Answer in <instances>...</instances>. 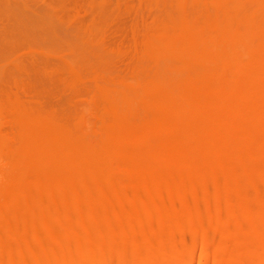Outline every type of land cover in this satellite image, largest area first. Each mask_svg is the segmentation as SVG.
Wrapping results in <instances>:
<instances>
[{
  "label": "rangeland",
  "instance_id": "1",
  "mask_svg": "<svg viewBox=\"0 0 264 264\" xmlns=\"http://www.w3.org/2000/svg\"><path fill=\"white\" fill-rule=\"evenodd\" d=\"M1 1L4 2L1 3ZM8 1L0 0V5H2L4 8L5 6L3 4H8ZM10 1L15 2L17 0ZM33 1H26L28 3L31 2V13L28 11V13L26 12L24 14V12L17 11V17L12 13L11 14L13 16H8L9 12L6 8L8 7V5L5 7L6 10H0V14L5 12L4 15H1L3 16V18H1L0 24L2 23V25L4 26L0 25V33H2L3 30H5L4 32L8 33L15 31L16 26L14 25L18 24L17 22H19V19H21L19 24L23 21L35 22L37 17L34 16H36V14H41L43 13V11L50 12L49 10L51 9L53 11V5L57 4L61 0H57L58 2L56 0H53L54 2H52V0H35V3ZM64 1L67 2L66 6L68 8L66 6L61 7V5H59L60 7H56V9L54 10L56 13L58 12L59 17L62 16L63 13H60V11H64V9H67L65 10L66 12H71H69L71 16L68 14V12H64V15L67 14V16H70L71 19L69 23L66 22L67 27L65 26L63 29H61V34L63 36H75L74 34L76 33V30L77 28H79V26L84 25L85 27H87L90 25H95L94 34L96 33V43L103 48H101L100 50H102L103 53L106 52V54L108 55V57H106V64H101L106 68L104 69L102 67L101 70L100 63H98L97 59L94 58L96 57V55L93 56L94 54L92 55V53H89V59L92 61L96 60L95 62H97L94 64L95 68L93 67V69L92 66L85 64L79 65L77 67V73L74 76L78 79L75 78V81L72 82L74 78L68 71L67 66L64 63V58L66 55L64 53H60V51V54L58 52H55L58 53L57 55L53 54L51 49L49 51L48 47L46 48V50L48 49L46 51V44H41L42 49H40L43 51L38 49V52L33 54L35 55L33 56L35 60L34 62H32V59H28V57L31 58L29 56L30 54H27V51L23 52L24 49H22V47L19 49L20 51L17 50V53L10 60L7 59L5 60L6 62L3 61L2 65L4 66L5 74L2 78H0L2 80L0 81V119H3L4 121H0V136L7 137L9 139L12 152L15 154H13L12 158L9 157L10 159H5V169L3 170V175L0 176V184H3L8 191V193L3 198L0 197V199L2 200H0V264H39L41 260L44 261L41 262V264H78V262L82 261L84 257L86 258L84 254L87 255V257L90 254L89 260L91 262H93L94 259V261L96 260L98 264H105L106 258L103 257V253L107 254V257L108 254H111L110 252H119V255L116 257L118 260L115 258V261H113L114 263L108 261L110 264H168L169 262L164 261L165 259H161L164 256L168 257L167 255H169L170 257L172 256V264H264V200L261 201V199L264 198V131L262 132V129L260 127H264V120L259 117V114H262V106L264 105V100H260V98H264L262 92H259L258 90H255L254 94L252 93L253 91L249 92L248 107L238 110L241 120L232 122V124L229 125L230 127L228 126L227 128H225L224 137L221 136L215 138L214 141L218 146H225L230 149V152H228L226 157H224L223 165H221L222 168L220 167L219 170L215 172L211 168L213 153L207 148L208 140L206 139V137H204L206 126L201 122H198L194 125V129L196 132H198V135L200 133H203L202 137H200L199 135V139L195 137L196 140L194 138L184 139L185 137L176 132L171 124H166L165 126L168 125L172 127L173 131L170 127L167 126V130L162 134L164 138V146L155 144L150 147L149 150L141 158H139L135 162L128 163L127 167L130 171L128 175H125L124 173H120L118 171L117 163H98L96 160H94L93 156L100 151L101 145L105 138V136H103V134H105L103 125L105 124V122H107L106 120H108V118L103 115L102 108L104 107H102V104L103 106L105 105V102L103 100V90L107 86L106 83L108 81H110V83H121L124 80H127L129 77L133 76L132 72H136V68L141 66L144 60L146 64L148 63L146 56H144V43L146 41V37L151 27H153L154 22L157 21L160 16L162 17L164 15L162 14V12L164 11V9L167 10L168 8L163 7L166 3L163 2L162 4L161 2L163 0ZM187 1V10L189 11H186V17H193L189 16L190 14L193 15V13L195 17L197 16L196 18L201 17L204 11L203 8L199 5H203L201 2L205 3L206 0ZM190 2L191 5H189ZM234 2L237 4H235ZM253 2L255 3L256 8L254 7ZM70 3L72 6L70 5ZM167 3L169 4V2ZM167 3L165 4V6L167 5ZM218 3L220 5V9H218L217 12L214 11L217 13V15H233V13L235 15L236 12H240V10H248L249 7L247 8V5L250 6L249 10H252L258 16L261 15L259 18H263L262 20H264V0H219ZM33 4L37 6H34ZM49 4L51 5V8ZM172 4L174 5L176 4V2H173ZM111 5H113L115 9L113 8V6L111 7ZM35 7H41V10H39L38 8L36 10ZM46 7L48 11L46 10ZM161 7H163L164 9L162 10ZM168 7L170 8L169 5ZM189 7L195 10L190 9ZM108 8L112 10L110 11L108 10ZM259 9H261L262 12L258 11ZM71 10H74L76 12H72ZM36 11H38L39 13H37ZM108 11H110V14L108 13V15H105V17L107 16L106 19L104 17V13L107 14ZM211 12L212 14H215L212 10ZM33 13L36 14L34 15ZM92 14L93 16H91ZM88 20L90 21L87 22ZM190 20H192V18ZM9 24L12 25V29L9 28ZM7 26L9 27L7 28ZM27 27L28 26H22V30L24 28L27 32ZM9 29H11V31ZM32 30L31 28L28 29V31H31V33ZM35 30L36 29L33 30V34H36V31H39ZM218 30V33L216 32V30L212 31H215V33L218 35H221L225 32L224 29H221L222 31H220V29ZM199 31L200 29L191 30L190 36L188 37L190 38L192 36H195ZM41 32L42 31L38 32L37 34ZM99 33L100 36L98 38L97 35ZM164 34L166 36V33ZM164 34L161 35L162 38L165 37ZM42 46L45 47L43 48ZM241 49V52L239 51L237 52V54L242 55V53L244 54V52H247L246 47H241ZM202 50L203 48L200 47L198 52L201 53ZM50 52L52 53L50 54ZM90 54L94 59L89 56ZM168 55H163L160 53L159 57L157 58V62H162V60L164 61L162 63H165L168 60L171 61L172 58L169 59ZM143 56L144 58H141ZM20 58L21 60H19ZM142 59L144 60L142 61ZM2 60L4 59L2 58ZM26 60L29 61L25 63ZM136 60L138 61V63L136 62ZM55 61L57 62V64ZM58 62L61 65L58 64ZM62 64L63 66L65 65L64 68L66 67V71L62 69ZM217 64L218 65L214 64L216 67H212L214 66L213 64L208 67L210 69L216 70L217 66H219L220 63ZM33 66L34 68L31 69V67ZM37 66H39L41 70L39 69V67L37 68ZM222 66L223 69L226 68L225 74L222 75V79L220 78V80H222V85L220 89H217V91L219 90V93L214 92L215 97L217 96L218 98H222L223 96V98H225V96L230 92V83H233L235 85L237 84V87L241 90H249L251 86L250 84H253L254 81L259 79L261 81H264V73L258 74V72H253L250 75V73L246 74L241 71L238 72L235 78H230L233 81L226 80L229 77L228 75H226V72H228L230 69L228 70L229 67L222 63L221 66H219L217 69L219 70ZM208 67L207 69H209ZM36 68L39 70H37ZM42 68H44L45 72ZM46 68L47 71L51 69L50 72H46ZM60 68L63 72L67 73L68 71V73H63ZM14 69H17L18 71ZM54 69L59 71L58 73H60V75L56 73L57 71ZM29 70H32L34 75L33 77H30L32 75V72H30ZM236 70H239V68H236ZM60 71L62 72V74ZM81 71L83 73H81ZM231 71L237 72L234 70V68ZM19 72H24L25 74L22 73V75H26L29 77H21L23 79V82L27 79V82L25 81L26 84L23 82V84L21 82L16 83L14 81L15 79L13 77V73L20 76ZM44 74H48L49 77L45 76ZM57 74L59 75V77ZM68 74L71 76H69ZM106 74H108V76ZM195 74L196 72L193 73V75ZM85 75H87V77ZM52 76L61 79V81L57 78L55 80V77ZM68 76L70 80H67ZM38 77L44 78L45 80L41 79L43 82L49 81L46 79H50L51 83L48 82V84H45L44 82V84L42 83L43 85H41L42 81H40V79L38 80ZM65 77L67 78L65 79ZM30 78L34 80L32 81V79ZM103 78L105 80V83L101 84V82L104 81ZM28 79L32 82H38H36L35 84L32 82L29 83L30 81ZM99 79H101L102 81ZM121 79H123V81H120ZM114 80L119 81L115 82ZM223 80L227 82L229 81V84L226 85L227 82H224ZM53 81L56 82L54 85ZM57 81H60L61 83ZM87 81L88 83H85ZM67 82L73 84L75 87L73 85L68 86ZM74 82L76 83L74 84ZM40 85L43 87H41ZM66 85L67 87H65ZM36 86L38 87V89L36 88ZM33 87H35V89ZM68 87H71L72 89H69ZM75 88L76 91H74ZM30 89L33 90L31 91ZM78 89L80 92L78 91ZM83 89H85V91ZM69 90L70 93H67L69 92ZM91 90L93 91L91 92ZM226 90L228 91V93ZM61 92H63L64 94ZM98 92L100 94H98ZM35 94L37 95L35 96ZM85 94L87 97L89 95L90 98H92L91 101L93 100V102L90 103L93 104L91 105H94L95 107L97 106L96 108H98L97 112H95V116L97 115L99 120L96 119L95 116H92L95 120L91 118L90 120L94 121H92L91 125L89 122V126L91 128L92 125H94L93 122L96 124L97 121L99 127L94 125V128H91L94 130L90 131L91 129H89V131L94 132L95 135L91 136L93 135L91 133V135H88L89 133L86 135V145H88V149L83 155L78 156L74 153H71L68 156L67 166L71 168V173L63 174L59 172L57 170L61 166L59 162L53 163L52 171L44 172L45 170L33 169V171L31 170L30 173H22L25 171V168L23 165L20 166L19 164L17 165L18 168L20 167L19 169L17 168L19 171L17 173H13L11 169L13 165L12 162H16V159L23 153V150H21L20 146L21 141H17L19 144L15 142V140L19 138L18 131L19 134L23 131L22 129H19V127L21 126V128L23 129L25 127L24 123L20 122L18 119H15L17 118L19 110L27 109L34 115H41L46 112V115L48 114L49 116L55 118L61 124L66 125L69 128H73L75 125V123H73L75 121L74 115H76V113L81 115V113L84 112L85 108L91 107L89 105L90 98L88 99V102L84 101V99L82 100ZM92 95L95 97H98L99 95L101 96L103 101H101L100 103L101 106L99 105L100 109L97 104L100 102L101 98L98 97L97 101L99 102H96V98L94 99ZM57 101L59 102V104H56ZM67 101L69 102L68 104ZM86 103H88L89 106H86ZM17 104H19V106ZM36 104L40 105V108ZM59 105L63 107H60ZM80 105L82 106L80 107ZM14 109H18V112L16 113ZM101 109L102 114L100 113ZM13 111L16 114H12ZM1 114L4 115L1 116ZM60 115L61 117L59 118ZM77 116L75 117V119L77 118ZM10 117L11 119H14L13 122ZM69 117H72V120ZM100 117H103V121L101 123H99ZM247 117H250V120L246 119ZM242 118L244 119V121H242ZM17 120L18 122L15 123V121ZM15 124L17 126H15ZM173 133H175V135ZM16 136L18 137L17 139H15ZM176 139H178V141ZM90 143L91 146L89 145ZM162 147L163 149H161ZM160 151L162 153L164 152V154L166 153L168 157H170L169 155L173 154L177 157V175L172 178V181L170 180L168 182L167 180L161 179L154 184L153 176L155 175V172L157 170V159L161 157ZM232 173H239L242 175L241 177H238L237 181H234L231 177ZM32 174L35 175L33 176ZM42 175L44 177V181L41 180L42 177L40 176ZM252 175L254 176L253 179H251ZM17 177L18 179H16ZM47 179L50 180L53 184H51L50 181L48 182V184ZM176 181H178V183ZM119 185H123L124 189L123 191H115L116 193H118L117 195L115 194L114 190H117V186ZM131 185L133 187H131ZM177 185L181 187L178 188V190H181V192L179 191V194L172 196L173 194L171 193V191L175 188L177 189V187H175ZM92 187L94 188L92 189ZM88 188L90 189V192H88ZM147 188H149V191ZM91 190L94 192H92ZM51 193H53V196L51 195ZM111 196L113 199H110ZM117 198L121 199V204L117 203V200H119ZM192 216H197V219L194 220V225L197 223L194 227L197 230L196 231L194 229L195 233L189 229L187 222L189 220L188 218ZM150 224L153 225V228H149ZM131 225H133L134 230L132 229L131 231H126V228ZM26 228H28L29 231H33V235L28 238V241L24 242L23 237L27 230ZM133 231L135 233L138 231V233L135 234ZM53 237L56 238L55 240L57 241V243H55L56 241L53 240ZM88 237L90 239H88ZM133 238L135 240L132 241ZM81 240L83 242H81ZM220 241L224 245H222ZM60 245L62 247H59ZM55 248L58 251H56ZM91 250L93 251L91 252ZM124 251H127L129 255H124ZM85 252H87L88 254H86ZM120 254H123L122 257ZM45 256L47 257V259L45 258ZM109 258L110 257L108 256L107 260H109ZM245 259H247L248 262ZM36 260H38L37 263ZM160 260L162 262H160Z\"/></svg>",
  "mask_w": 264,
  "mask_h": 264
},
{
  "label": "bare ground",
  "instance_id": "2",
  "mask_svg": "<svg viewBox=\"0 0 264 264\" xmlns=\"http://www.w3.org/2000/svg\"><path fill=\"white\" fill-rule=\"evenodd\" d=\"M5 1H8V0H5ZM26 1H28V0H26ZM26 1L25 0H20V1L17 0L15 2H11L9 0L8 4L4 3L3 5L5 7L8 5V7H6L7 11L9 12L8 16L12 15V14H15V16H16L17 11L24 12V14L26 12L28 13V11L30 12V10H31L30 3L31 2L28 3ZM31 1H33V0H31ZM56 1H55V3H56ZM172 1L174 3L176 2V4L173 5ZM218 1L219 0H206L205 3L201 2L203 5H199V6H201L203 8V11H204L203 15L201 17L196 18L197 16L195 17L194 13H193V15L190 14L189 16H193V17H191L192 20H190L191 19L190 17H188V18L186 17V14H187L186 11H189V10H187V7H188V1L187 0H170V1L163 0L161 2L162 4H163V2L164 3L169 2V4L167 3L166 6H165L166 3L163 6L164 8L167 7L169 10L168 9L165 10L163 7H161L162 10L164 9V11L162 12V14H164V15L162 17L160 16V18L154 22L153 27H151V29L148 32V35L146 37V41L144 43V56H146L148 63L146 64V62H144L145 60L142 59V61L144 60L143 63L145 65L141 62L142 65L139 66L138 68H136L137 69L136 72H134V73L132 72L133 76L129 77L127 80H124V81H123L124 78L121 79L120 81H123L121 83H113V82L110 83V81L107 80L108 81L106 83L107 86L103 90V100L105 102V105L103 106V104H102V107H104V108H102L103 111H102V109L100 110V113L102 111L103 115L106 116V118H108V120H106L107 122H105V124L103 125V128L105 129V134H103V132H102V134H103V136H105V138H104L103 143L101 145L100 151L97 152L93 156L94 160H96L98 163H107V164L117 163L118 171L120 173H124L125 175H128L130 172L128 167H127L128 163L135 162L136 160L141 158L149 150V148L155 144L159 145V146H164V138H163L162 134L167 130L168 125L171 124L174 127V130L176 132L180 133L182 136L185 137L184 139H193L194 138L196 140L195 137L198 138L199 135H200V137H202L203 133H200L198 135V132H196L194 129V125L198 122H201L206 126V129L204 131V137H206V139L208 140L207 148L213 153L212 154L213 160H212V164H211L212 167L211 168L215 172V171L219 170L221 165H223L224 157H226L227 153L230 152V149L228 147H225V146H221V147L218 146L214 141L215 138L221 137V136L224 137L225 128H227L230 124H232V122H237V121L241 120V117H240L238 110L248 107V105H249V100H248L249 92L253 91L252 93L254 94L255 90H258L259 92H262V94L264 96V81H261L260 79L254 81L253 84L251 83L249 90H241L237 87V84L235 85L233 83H230V84L228 83L229 81L232 80L230 78H235L236 75L238 74V72H240V71L244 72L246 74L250 73V75L253 72H258V74L264 73V26H263L264 20H262L263 18H259L261 16L260 14H259L260 16H258L252 10H249L250 6H247V5H246V7L247 8L249 7L248 10L247 9L245 10L243 8L244 10H242V11L240 10V12H236L235 15H234V13H233V15H226V14L225 15L222 14V16L217 15L216 12L218 11V9H220V5H219ZM2 2H4V1H1V3ZM33 2L35 3V0ZM52 2H54V1L52 0ZM197 2H199V1H197ZM254 2H253V4H254V7L256 8ZM46 4H48V3H46ZM66 4H67V2H65L64 0H61L57 4L53 5V7H54L53 9L55 10L56 7H60L59 5H61V7H65ZM72 4H73V2H72ZM162 4H161V6H162ZM235 4H237V3H235ZM70 5H71V3H70ZM168 5L170 6V8L168 7ZM189 5H191V2ZM34 6H37V5H34ZM112 6L113 5H111V7ZM5 7L3 8V6L0 5V10H6ZM38 7H35V9L37 10ZM258 7H259V5H258ZM50 8H51V5H50ZM109 8H108V10H110ZM113 8H114V6H113ZM189 8L193 9L191 7H189ZM38 9L41 10V7ZM33 10H34V7H33ZM46 10L48 11L47 7H46ZM54 10L52 11V9H51V10H49L50 12L43 11V13H41V14L38 11H36L39 14L33 13L34 15L36 14V16H34V17H37L35 22H27V21L25 22L22 19L23 22H21L19 24L21 19H19V22H17L18 21V18H17L16 22L18 24L14 25V26H16L15 31L8 33V32H4L5 30H3V32L0 33V57H1L0 58L1 59L0 60V78H2L5 74L4 66L2 65L3 61L6 62L5 60H7V59L10 60L17 53V50H19L22 47V49H24L23 52L27 51V54H30L29 56L31 58H29L27 56L28 59L29 60L32 59V62H34L35 60H34L33 56H35V55H33V54L38 52V49L41 48V44L42 45L46 44V47L44 46L45 50L48 47L49 51L51 49L53 54L57 55L60 51V53H64L66 55L64 58V63L67 66L68 71L71 73V75L74 78V80H72V82L75 81V78H77L74 76L77 73V67L79 65H81V64L90 65L93 68L95 66L94 64L97 62L100 63V65L101 64L104 65V63L106 64V62H107L106 57H108V55L106 54L105 51H104L105 53H103V51L100 50L102 47H100V45H97V43H96V40H95V34L96 33L94 34L95 25H90L87 27H85L84 25L79 26V28H77V30H76V33L74 34L75 36H66V35L63 36L61 34V29H63L67 25L66 22H68V23L70 22V19H71L70 18L71 15L69 14L70 11H67L68 14L70 15V16H67V14L64 15V12H66L65 10H67V9H64V11L59 10L60 13L63 12L62 16L59 17L58 12L56 13ZM193 10H195V9H193ZM211 10L215 14H212ZM230 10H231V7H230ZM237 10H239V9H237ZM110 11H108L107 14L104 13V17H105V15H108V13ZM165 11H167V12H165ZM214 11H216V12H214ZM258 11H261V9H259ZM74 12H76V11H74ZM154 12H156V11H154ZM4 14H5V12L0 14V16L4 15ZM198 14H200V13H198ZM91 16H93V14ZM24 17H22V18H24ZM1 18H3V16L0 17V20H1ZM19 18H20V15H19ZM194 18H196V19H194ZM11 19H12V17H11ZM89 21L90 20H88L87 22H89ZM83 22H84V20H83ZM0 25L4 26V25H2V23ZM22 26H28L27 27L28 29L31 28V30L36 29L39 31L35 30L36 34H33V30L31 33V31H28V29H26L27 30V32H26L24 28L22 30ZM8 27L9 26H7V28ZM11 27H12V25H10L9 28H11ZM11 29H9V30L11 31ZM195 29H200V31L195 36H192L189 38L188 36H190V31L195 30ZM218 29H220V31H222L221 29H224L225 32L221 35H218L215 33V31L214 32L212 31V30H216V32L218 33L219 32ZM69 30H72V29H69ZM40 31H42V32L37 34ZM143 31H144V29H143ZM28 32H30V33H28ZM164 33H166V36ZM162 34H164V36L166 38L165 37L162 38L161 37ZM99 36H100V33L97 35V37L99 38ZM100 44H102V43H100ZM200 47L203 48L201 53L198 52ZM241 47H246V49H247V52L245 53L243 51L244 54L242 53V55L237 54V52L240 51ZM55 49H59V50H55ZM142 49H143V47H142ZM243 49H245V48H243ZM41 51H43V50H41ZM52 52H50V54ZM55 52H58V53H55ZM89 53H92V55L94 54L93 56L96 55V57H94V58L97 59V62H95L96 60H93L94 61L93 62L92 60L89 59V57H88ZM160 53L163 55L169 54L168 55L169 59L172 58L171 61L165 60L167 62L162 63V62H164L162 60V62L161 61L157 62V58L159 57ZM92 55L90 54L89 56L91 58H93ZM104 55H106V56H104ZM144 56L141 58H144ZM2 58L4 60H2ZM19 60H21V58ZM28 61L26 60L25 63H27ZM46 62H47V60H46ZM136 62L138 63L137 60H136ZM44 63H45V61H44ZM217 63H220L219 66H221V63H222V64L226 65L227 67H229L228 70L230 69L228 72H226V75L229 76L228 79H226V80H229V81L227 82V81L223 80L224 82H227L226 85L229 84V88H230L229 93L226 90L228 95H226L225 98H223V96H222V98H218L217 96L215 97V93L216 92L219 93V90L217 91V89H220L221 85H222L221 84L222 80H220V78L221 79L223 78L222 75L225 74L226 68L223 69V66H222L218 70L217 68L219 66H217L216 70H214V69H210L208 67V66H211L212 64L218 65ZM33 64H35V63H33ZM50 64H51V62H50ZM50 64H49V67H50ZM56 64H57V62H56ZM58 64H60V63L58 62ZM53 65H55V64H53ZM102 65L100 66L101 70H102V67L104 69L106 68ZM215 65L212 67H216ZM40 66H42V65H40ZM64 66L62 64L63 68L61 66L60 67L62 69H64V71H66L67 69L65 70L66 67L64 68ZM137 66H138V64H137ZM38 67L39 66H37V68ZM207 67L209 69H207ZM235 67L239 68V70H236ZM32 68H34V66L31 67V69ZM61 68H60V70H61ZM233 68L237 72L231 71ZM6 69H9V68H6ZM28 69H29V67H28ZM39 69H40V67H39ZM39 69H37V70H39ZM42 69L44 71V68H42ZM81 69H83V68H81ZM14 70L18 71L17 69H14ZM50 70L51 69H49L48 71L50 72ZM54 70H56V69H54ZM79 70H80V68H79ZM48 71L46 68V72H48ZM56 71H53V72H56ZM68 71H67V73H68ZM115 71H117V70H115ZM30 72H32V70ZM37 72H40V71H37ZM37 72H36V74H37ZM58 72L59 71H57L56 73H58ZM62 72H61V74H62ZM195 72H196V74L193 75V73H195ZM19 73H20V76L13 73V77L15 79V80L14 79L13 80L16 83L17 82L22 83L23 79L21 77L26 76V75H22V73H24V72H22V73L19 72ZM63 73H66V72H63ZM81 73H83V72L81 71ZM101 73H103V72H101ZM53 74H55V73H53ZM58 74L60 75V73H58ZM84 74H85V72H84ZM41 75H42V72H41ZM59 75H58V77H59ZM71 75H69V76H71ZM106 75L108 76V74H106ZM33 76L34 75L32 72V75L30 77H33ZM43 76H41V77H43ZM45 76H48V74ZM69 76H68V78L65 77V79L67 78V80H70ZM85 76L87 77V75H85ZM26 77L29 78L28 76H26ZM52 77H55V76H52ZM5 78H7V77H5ZM56 78L57 77H55V80H56ZM116 78H118V77H116ZM8 79H9V77H8ZM30 79H32V78H30ZM39 79H40V81H42L41 79H44V78L38 77V80ZM101 79H102V77H101ZM101 79H99V80H101ZM33 80L34 79H32V81ZM46 80H49V81H46L47 83L44 81L45 84H48V82H50V79H46ZM58 80L61 81V79H58ZM103 80H104V78H103ZM0 81H2V80L0 79ZM25 81L27 82V79ZM25 81L23 83H25ZM32 81H30L29 83H31ZM60 81H57V82L61 83ZM114 81L118 82L119 80H117V81L114 80ZM36 82H38V81H36ZM36 82H32V83L35 84ZM44 82L42 81L41 85H43ZM76 82H74V84ZM224 82H223V84H224ZM55 83L56 82H54L53 85ZM85 83H88V81ZM102 83H105V80L103 82H101V84ZM99 84H100V82H99ZM70 85H73V84L68 83V86H70ZM76 86H77V84H76ZM41 87H43V86H41ZM63 87H64V85H63ZM65 87H67V85ZM85 87H86V85H85ZM92 87H94V86H92ZM33 88L35 89V87H33ZM36 88L38 89L37 86H36ZM69 89H72V88L70 87ZM88 89H89V87H88ZM83 90L85 91V89H83ZM39 91H41V90H39ZM74 91H76V88ZM78 91H79V89H78ZM92 91L93 90H91V92ZM61 93H63V92H61ZM67 93H70V90ZM37 94H35V96ZM49 94H50V92H49ZM98 94H100V93L98 92ZM79 95H81V94H79ZM56 96H57V94H56ZM85 97H87L86 94H85L84 98H82V97L81 98H82V100L84 99V101L88 102V99L90 98V96L88 95L87 98H85ZM92 97L94 99L96 98L95 99L96 102H99V101H97L98 97L101 98L100 95L98 97L97 96L95 97L92 95ZM44 98H45V96H44ZM79 98H80V96H79ZM34 99H36V98H34ZM39 99H40V97H39ZM85 99H87V100H85ZM91 99L92 98L89 99V103L93 102V100L91 101ZM262 99L264 100V98H260V100H262ZM103 100L101 98V100L98 104L96 102L95 103L98 106L99 105L101 106L100 103ZM7 101H8V99H7ZM7 101H4V102H7ZM48 101H50V100H48ZM81 102H83V101H81ZM252 102H254V101H252ZM68 103L69 102L67 101V104ZM1 104H3V103H1ZM56 104H59V102L57 101ZM91 104H93V103L89 104L91 107L85 108L86 111L84 110V107H83L84 112L81 113L79 111L81 113V115L76 113V110H75L76 115H74V120L76 122L73 120L74 121L73 123H75V125L72 123L74 125V127L72 126L73 128H69L68 126L61 124L55 118L49 116L48 114L46 115L45 114L46 112L44 114H41V115L40 114L34 115L31 111H28L27 109H21V110H19V112L17 111L18 109L17 110L14 109V111L16 113L18 112L17 118H15V119H18L20 122L24 123L25 127H24V129L21 128V126L19 127V129H22L23 131L20 134L18 131V137L19 138L17 136L15 138V139L18 138L17 140H15V142H17L18 140L21 141V142L20 141L19 142L21 144L20 146H21V150H23V153L21 156H19L16 159V162L15 161H14V163L12 162V164H13L11 167L12 172L17 173L19 171L18 169L20 167L19 168L17 167V165H19V164H20V166L23 165L25 168V171L23 170L24 172H22V173H30L31 170L33 171V169L45 170L44 172L52 171L53 170V163L59 162L61 164V166L57 169L59 172H61L63 174L71 173V168L69 166H67L68 156L71 153H74L75 155H78V156L83 155L88 149V145H86L87 144V138H86L87 136L86 135L89 133L88 135L93 134L91 136H94L95 135L94 132H90L94 129H91V128L94 125L99 127L97 121H96V124L93 122L94 125H92L91 128L89 126V122L91 125L92 121L95 120L92 116H95V112H97V110H98V108H96L97 106L95 107L94 105L92 106ZM261 104H260V106H261ZM6 105H8V104H6ZM11 105H12V103H11ZM17 105L19 106V104H17ZM36 105H38V104H36ZM89 105H88V103H86V106H89ZM9 106H8V108H9ZM39 106L40 105H38V107ZM81 106L82 105H80V107ZM100 106H99V109H100ZM60 107H63V106H60ZM262 108H263V111H262V114H259V117H261V119L264 120V105L262 106ZM55 109H56V107H55ZM63 109H65V108H63ZM83 110H81V111H83ZM14 111L12 114H16V113H14ZM77 112H78V110H77ZM75 113H73V114H75ZM7 114H8V111H7ZM77 114H78V116H77ZM2 115H4V114H1V116ZM65 116H66V114H65ZM76 116H77V118L75 119ZM244 116H246V115H244ZM248 116H250V115H248ZM12 117H13V115H12ZM60 117H61V115L59 116V118ZM91 118L94 120L91 121L90 120ZM95 118L99 120L97 115L95 116ZM10 119H11V117H10ZM64 119H65V117H64ZM70 119L72 120V117ZM102 119H103V117L102 118L100 117L99 123H101L103 121ZM246 119L250 120V117H247ZM11 120L13 122L14 119H11ZM18 120L15 121V123L18 122ZM0 121H4V120L0 119ZM242 121H244V119ZM259 122H260V120H259ZM240 123H242V122H240ZM261 123H260V125H261ZM166 124H168V125L165 126ZM15 126H17V125L15 124ZM168 127H170V126H168ZM260 127L262 129L261 131L263 132L264 127H262V126H260ZM170 128L172 130V127H170ZM89 129H91V130L89 131ZM17 130H18V128H17ZM173 134L175 135V133H173ZM96 140H97V136H96ZM176 140L178 141V139H176ZM167 141H168V139H167ZM15 145H17V144H15ZM89 145L91 146V143ZM12 147H13V144H12ZM161 149H163V147ZM13 154H15V153L12 152V148H11V144H10L9 139L7 137L0 136V176L3 175V170L5 169V163H6L5 159L9 158V157L12 158ZM163 154H164V152L163 153L161 152V154H160L161 157H159V159H157V170L155 172V175L153 176L154 177L153 178L154 184L157 183L158 181H160L161 179L167 180L168 182L170 180L172 181V178L177 175V171H176V165H177V159L176 158L177 157L174 156L173 153H172L173 155H169L170 157H168L166 155V153L164 155ZM241 175L242 174H239V173H234V174L232 173V175H231L232 180L237 181L238 177H241ZM33 176H32V178H33ZM19 177H21V176H19ZM25 177H26V175H25ZM40 177H42L43 179L41 178V180L44 181L43 175ZM253 177L254 176L252 175L251 179H253ZM16 179H18V177ZM33 181H35V180H33ZM49 181L50 180L47 179V183ZM96 181H98V180H96ZM176 182L178 183V181H176ZM50 183L53 184L51 181H50ZM15 185H17V184H15ZM42 185H43V183H42ZM131 187H133V186L131 185ZM175 187H177V189L175 188L174 190L171 191V193L173 194L172 196L177 195L181 192V190H178V188H181V187H179L178 185ZM93 188L94 187H92V189ZM210 188H212V187H210ZM123 189H124V186L119 185V186H117V190H114V192L115 191H123ZM147 189L149 191V188H147ZM148 191H147V193H148ZM88 192H90V189ZM92 192H94V191H92ZM7 193H8L7 188L3 184H0V197L3 198ZM39 193H42V192H39ZM115 194L118 195V193H116V192H115ZM189 194H190V192H189ZM51 195L53 196V193H51ZM90 195H92V194H90ZM32 196H33V194H32ZM52 199H53V197H52ZM110 199H113L112 196ZM117 199H119V198H117ZM120 200L121 199L117 200V203L121 204L122 201H120ZM263 200H264V198L261 199V201H263ZM76 202H78V201H76ZM99 202H100V200H99ZM119 204H117V205H119ZM144 204H145V202H144ZM104 206H105V204H104ZM179 212H180V210H179ZM15 217H16V215H15ZM188 219L189 220L188 221L186 220V221L188 222L189 229L194 232V229L196 230V228H194V227L197 224L195 222L196 224L194 225V220L197 219V216H192ZM47 220H45V221H47ZM131 226H132V228H131ZM131 226H128L126 228V231H131L132 229L134 230L133 225H131ZM152 226L153 225L150 224L149 228H153ZM61 227H63V226H61ZM26 229L28 230V228H26ZM27 230H26L24 237H23L24 242L28 241V238L31 235H33V231H31V230L27 231ZM187 230H188V228H187ZM47 231H49V230H47ZM35 232H37V231H35ZM193 232H192V234H193ZM91 233H90V235H91ZM136 233H138V231ZM137 235H139V234H137ZM67 236H68V234H67ZM55 239L56 238H54L53 240H55ZM88 239H90V238L88 237ZM102 239H104V238H102ZM62 240H60V241H62ZM133 240H135V239L133 238L132 241ZM68 242H70V241H68ZM81 242H83V241L81 240ZM114 242H115V240H114ZM55 243H57V241ZM25 245H26V243H25ZM57 245H59V244H57ZM222 245H224V244L222 243ZM59 247H62V246L60 245ZM175 247H177V246H175ZM84 249H86V248H84ZM55 250L58 251L56 248H55ZM119 250H120V248H119ZM137 250H139V249H137ZM85 251H87V250H85ZM92 251L93 250H91V252ZM127 251H124L123 254L129 255V253ZM137 252H139V251H137ZM85 253L88 254L87 252H85ZM102 253H103V251H102ZM105 253H107V252H105ZM110 253L111 254H108V256L110 257L109 260H107V258H108V256L106 257L107 254L103 253V255H104L103 257L106 258V260L103 259L106 261L105 264H110L109 262L115 261V258L119 255V252H110ZM93 254H94V252H93ZM93 254H92V257H93ZM122 255H121V257H122ZM84 256H86V258L84 257L82 259V261L78 262V264H98L96 262V260L94 261V259H93V262H91L89 260L90 254L88 257L85 254H84ZM167 256L168 257L164 256L165 258L163 257L161 259H165L164 261L169 262L168 264H172V262H173L171 259L172 256L171 257L169 255H167ZM45 258L47 259L46 256H45ZM52 259H53V257H52ZM245 260L247 261V259H245ZM37 261L38 260H36V263H37ZM97 261H99V260H97ZM41 262H44V261L41 260L39 264H41ZM160 262H162V261L160 260ZM243 262H245V261H243ZM30 263H32V262H30ZM113 263H111V264H113ZM139 263H141V262H139ZM42 264H44V263H42ZM160 264H162V263H160ZM226 264H228V263H226Z\"/></svg>",
  "mask_w": 264,
  "mask_h": 264
}]
</instances>
